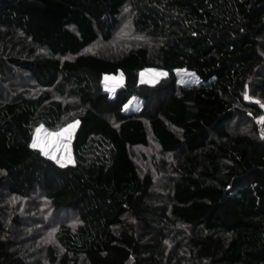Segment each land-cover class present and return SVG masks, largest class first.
<instances>
[{
  "label": "trees",
  "instance_id": "trees-1",
  "mask_svg": "<svg viewBox=\"0 0 264 264\" xmlns=\"http://www.w3.org/2000/svg\"><path fill=\"white\" fill-rule=\"evenodd\" d=\"M263 117L264 0H0V264H264ZM74 122V163L31 147Z\"/></svg>",
  "mask_w": 264,
  "mask_h": 264
},
{
  "label": "rangeland",
  "instance_id": "rangeland-1",
  "mask_svg": "<svg viewBox=\"0 0 264 264\" xmlns=\"http://www.w3.org/2000/svg\"><path fill=\"white\" fill-rule=\"evenodd\" d=\"M119 32V31H118ZM205 45V41L196 40V46L202 48ZM178 78L181 83H194L200 81V77L197 73L189 71L187 69H179L177 71ZM169 75V72L164 69H146L141 72V81L147 82L150 84H155L159 82L163 77ZM107 77V79H106ZM104 88L110 95H114L118 88L124 84V76L122 73L119 74H106L103 80ZM142 102L139 99L133 98L125 108L127 110H136L139 109ZM264 118V117H263ZM262 128L260 133L264 136V121L261 118L260 121ZM69 125H75L74 128L68 129ZM69 125L60 127L58 129H50L44 126H40L37 129H40V132L37 133L35 130V136H39L40 144L48 152V155L56 161H60V164H70L74 163V155L72 149V142L78 128L79 123L74 122ZM68 129L67 132L62 130ZM262 130V131H261ZM50 133H55L59 135H49ZM62 133V134H61ZM40 149V148H39ZM44 154V152H42ZM45 155V154H44ZM29 207L31 209V217L27 213ZM24 214V224L25 230L30 233V236L33 239L35 246H40L43 242L49 241L52 238L51 232H54L56 229L57 223L56 218L53 212L50 210L49 204L45 201L43 196L36 194L29 201L25 202L21 208ZM63 218V216H62ZM66 218V217H65ZM67 221H72V215H68L66 218ZM62 220V219H61Z\"/></svg>",
  "mask_w": 264,
  "mask_h": 264
},
{
  "label": "snow or ice",
  "instance_id": "snow-or-ice-1",
  "mask_svg": "<svg viewBox=\"0 0 264 264\" xmlns=\"http://www.w3.org/2000/svg\"><path fill=\"white\" fill-rule=\"evenodd\" d=\"M106 79H107V77H106ZM77 123H78V122H77ZM74 127H75V125H69V126H68V129H72V128H74ZM68 129H64V130H62V131H63V132H67ZM36 131H37V133H39V132H40V129H37ZM61 134H62V133H61ZM49 135H59V134L50 133ZM31 147H33V148H40V150H41L42 152H44L45 155H48V152L45 151V149H44V148L41 146V144H40L39 136H37L36 138L33 139V142H32ZM53 158H54V157H53ZM57 163H60V161L58 160ZM62 166H63V165H62Z\"/></svg>",
  "mask_w": 264,
  "mask_h": 264
},
{
  "label": "built area",
  "instance_id": "built-area-1",
  "mask_svg": "<svg viewBox=\"0 0 264 264\" xmlns=\"http://www.w3.org/2000/svg\"><path fill=\"white\" fill-rule=\"evenodd\" d=\"M258 124H259V128L261 129V128H262V125H261L262 123H261V122H259ZM261 131H262V130H261Z\"/></svg>",
  "mask_w": 264,
  "mask_h": 264
}]
</instances>
